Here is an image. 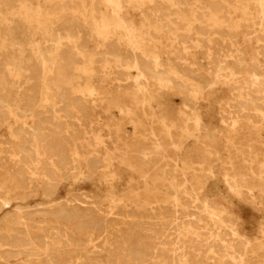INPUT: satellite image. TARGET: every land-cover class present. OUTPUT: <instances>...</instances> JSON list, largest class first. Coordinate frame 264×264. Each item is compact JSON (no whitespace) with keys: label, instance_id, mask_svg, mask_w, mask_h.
<instances>
[{"label":"rangeland","instance_id":"374dc122","mask_svg":"<svg viewBox=\"0 0 264 264\" xmlns=\"http://www.w3.org/2000/svg\"><path fill=\"white\" fill-rule=\"evenodd\" d=\"M57 1L0 0V264H264V0Z\"/></svg>","mask_w":264,"mask_h":264},{"label":"bare ground","instance_id":"6f19581e","mask_svg":"<svg viewBox=\"0 0 264 264\" xmlns=\"http://www.w3.org/2000/svg\"><path fill=\"white\" fill-rule=\"evenodd\" d=\"M100 1H101V0H100ZM178 1H179V0H178ZM234 1H235V0H234ZM12 2H13V1H12ZM57 2L59 3L60 1L58 0ZM107 2H109L111 5H113V8L119 6V5H118V4H119V0H107ZM107 2H106V3H107ZM128 2H129V1H128ZM135 2H136V1H135ZM167 2H168V1H167ZM253 2H254V1H253ZM123 3H124V2H123ZM126 3H127V2H126ZM183 3H184V2H183ZM263 3H264V2H263ZM59 4H60V3H59ZM63 4H64V3H63ZM90 4H92V3L90 2ZM90 4H89V5H90ZM136 4H137V3H136ZM176 4H177V2H176ZM56 5H57V4H56ZM81 5H82V2H81ZM89 5H88V6H89ZM107 5H108V3H107ZM172 5H173V3H172ZM177 5H178V4H177ZM181 5H182V4H181ZM78 6H79V5H78ZM136 6H137V5H136ZM163 6H165V5H163ZM53 7H54V6H53ZM60 7H61V6H60ZM89 7H90V6H89ZM103 7H104V6H103ZM126 7H127V5H126ZM130 7H131V6H130ZM168 7L170 8V6H168ZM173 7H175V6H173ZM182 7H183V6H182ZM259 7H260V6H259ZM79 8H81V7H79ZM87 8H88V7H87ZM110 8H111V7H110ZM117 8H118V7H117ZM120 8H121V7H120ZM120 8H119V9H120ZM179 8H180V7H179ZM103 9H104V8H103ZM166 9H167V8H166ZM188 9H189V8H188ZM51 10H52V9H51ZM80 10H82V8H81ZM123 10H124V9H123ZM167 10H169L170 12H173V11H171V9H167ZM176 10H177V9H176ZM261 10H262V8H261ZM83 11H84V9H83ZM89 11H90V10H89ZM110 11H111V10H110ZM174 11H175V10H174ZM182 11H183V10H182ZM262 11H263V10H262ZM64 12L66 13L65 10H64ZM64 12H63V13H64ZM90 12H91V11H90ZM260 12H261V11H260ZM60 13H62L61 10H60ZM79 13H80V12H79ZM91 13H92V12H91ZM110 13H112V12H110ZM114 13H115V11H114ZM141 13H142V12H141ZM164 13H165V12H164ZM183 13H184V12H183ZM56 14H57V13H56ZM80 14H81V13H80ZM87 14H88V13H87ZM101 14H102V13L100 12L99 15H101ZM175 14H176V13H175ZM259 14H260V13H259ZM261 14H262V13H261ZM82 15H83V14H82ZM89 15H90V14H89ZM110 15H111V14H110ZM112 15H113V14H112ZM112 15H111V16H112ZM115 15H116V14H115ZM117 15H118V14H117ZM169 15H170V13H169ZM169 15H168V16H169ZM187 15H189V14H187ZM78 16H81V15H78ZM83 16H84V15H83ZM92 16H93V15H92ZM172 16H173V14H172ZM175 16H176V15H175ZM61 17H62V16H61ZM81 17H82V16H81ZM87 17H88V16H87ZM141 17H142V16H141ZM169 17H170V16H169ZM187 17H188V16H187ZM48 18H50V17H48ZM52 18H53V17H51V18L48 19V20H50V22H51V21H52V20H51ZM83 18H84V17H83ZM101 18H102V17H101ZM113 18H116V17L113 16ZM259 18H260V17H259ZM261 18H262V17H261ZM33 19H34V18H33ZM35 19H36V17H35ZM35 19H34V20H35ZM37 19H38V18H37ZM40 19H41V18H40ZM61 19H62V18H61ZM75 19H76V18H75ZM91 19H92V21H93L94 17H92ZM116 19L118 20V18H116ZM116 19H115V20H116ZM44 20H45V19H44ZM48 20H47V21H48ZM62 20H63V19H62ZM89 20H90V19H89ZM95 20H96V19H95ZM166 20H167V19H166ZM85 21H86V20H85ZM85 21H84V25H86V27H87V24H85ZM122 21H123V20H121V22H122ZM42 22H43V21H42ZM52 22H54V21H52ZM63 22H64V21H63ZM89 22H90V21H89ZM89 22H88V23H89ZM94 22H95V21H94ZM115 22H116V21H115ZM121 22H120V23H121ZM65 23H66V22H65ZM69 23H70V22H69ZM82 23H83V22H82ZM112 23H113V22H112ZM116 23H117V22H116ZM120 23L118 22V24H120ZM122 23H123V22H122ZM47 24H48V22H47ZM55 24H56V23H55ZM55 24H54V25H55ZM59 24H60V23H59ZM63 24H64V23H63ZM70 24H71V23H70ZM89 24H90V23H89ZM91 24H92V23H91ZM93 24H94V23H93ZM114 24H115V23H114ZM186 24H187V23H186ZM52 25H53V23H52ZM66 25H67V24H66ZM84 25H83V26H84ZM110 25H111V24H110ZM115 25H116V24H115ZM179 25H180V24H179ZM50 26H51V25H50ZM68 26H69V25H68ZM99 26H101V25H99ZM112 26H113V25H112ZM172 26H173V25H172ZM46 27H47V25H46ZM91 27H94V26L91 25ZM91 27H89V29H90ZM118 27H120V26H118ZM121 27H122V26H121ZM124 27H125V26H124ZM179 27H180V26H179ZM47 28H49V27H47ZM47 28H46V29H47ZM55 28H57V27L55 26ZM151 28H152V27H151ZM46 29H45V30H46ZM69 29H70V28H69ZM144 29H145V28H144ZM90 30H91V29H90ZM90 30H89V31H90ZM94 30H95V29H94ZM94 30L92 29L91 31H94ZM96 30H97V29H96ZM121 30H122V29H121ZM152 30H153V28H152ZM46 31H47V30H46ZM51 31H52V30H51ZM51 31H50V32H51ZM36 32H37V31H36ZM60 32H61V31H60ZM97 32H98V31H97ZM47 33H48V32H47ZM90 35H91V34H90ZM129 35H130V34H129ZM143 35H144V34H143ZM145 35H146V34H145ZM145 35H144V37H145ZM51 36H52V35H51ZM95 36H96V35H95ZM125 36H127V35H125ZM170 36H171V35H170ZM208 36H209V35H208ZM49 37H50V35H49ZM52 37H53V36H52ZM96 37H97V36H96ZM96 37H95V38H96ZM127 37H128V36H127ZM55 38H56V37H55ZM58 38H60V37H58ZM134 38H135V37H134ZM174 38H176V37H174ZM199 38H200V37H199ZM69 39H70V38H69ZM206 39H207V38H206ZM71 40H72V39H70V43H69V44L67 43L68 46L71 47V48H69L70 50H71L72 48L75 47V46H74V47L70 46V45H71ZM56 41H57V40H56ZM73 41H74V39H73ZM108 41H109V40H108ZM125 42H126V41H125ZM116 43H117V41H116ZM122 43H123V42H122ZM201 43H202V42H201ZM180 44H182V43H180ZM180 44H179V45H180ZM72 45H75V44H72ZM118 45H119V44H118ZM171 45H172V44H171ZM182 45H183V44H182ZM184 45H185V44H184ZM186 45H187V44H186ZM188 45H189V44H188ZM207 45H208V44H207ZM207 45H206V46H207ZM56 46H57V44H56ZM60 46H61V45H60ZM60 46H59V47H60ZM62 46L64 47L65 45H62ZM62 46H61V47H62ZM68 46H67V47H68ZM126 46H127V45H126ZM190 46H191V45H190ZM61 47H60V49H61ZM195 47H196V46H195ZM64 48H66V47H64ZM129 48H131V47H129ZM129 48H128V49H129ZM177 48H178V46H177ZM180 48H182V46H181ZM57 49H58V48H57ZM60 49L58 50V52H60ZM74 49H75V48H74ZM101 49H102V48H101ZM125 49H126V48H125ZM133 49H134V48H133ZM178 49H179V48H178ZM178 49H177V50H178ZM67 50H68V49H67ZM76 51H77V50H76ZM130 51H131V50H130ZM134 51H135V50H134ZM173 51H174V50H173ZM175 51H176V50H175ZM50 52H51V51H50ZM64 52H65V51H64ZM67 52H68V51H66V53H67ZM80 52H81V51H80ZM124 52H125V51H124ZM126 52H127V51H126ZM39 53H40V52H39ZM82 53H83V52H82ZM129 53H130V52H129ZM180 53H181V52H180ZM182 53H183V52H182ZM206 53H207V52H206ZM206 53H204V54H206ZM36 54H37V53H36ZM47 54H48V53H47ZM62 54H63V53H62ZM76 54H77V53H76ZM79 54H80V53H79ZM131 54H132V53H131ZM133 54H134V53H133ZM177 54H178V53H177ZM55 55H56V54H55ZM109 55H110V54H109ZM179 55H180V54H179ZM179 55H178V57H179ZM213 55H214V54H213ZM62 56H63V55H62ZM62 56L59 55V58L62 57ZM64 56H65V55H64ZM79 56H80V55H79ZM90 56H91V55H90ZM97 56H98V55H97ZM97 56H96V58L98 59V57H100L101 54H100L98 57H97ZM111 56H112V55H111ZM113 56H115V55H113ZM126 56H127V55H126ZM139 56H140V55H139ZM144 56H145V55H144ZM209 56H210V55H209ZM66 57H68V56H66ZM66 57H63V58H66ZM106 57H107V56H106ZM117 57H118V55L116 56V58H117ZM153 57H154V56H153ZM153 57H152V58H153ZM182 57H183V56H182ZM206 57H207V56H206ZM74 58H75V57H74ZM100 58H101V57H100ZM100 58H99V59H100ZM111 58H112V57H111ZM113 58H115V57H113ZM116 58H115V59H116ZM118 58H119V57H118ZM134 58H135V56H134ZM144 58H145V57H144ZM147 58H148V57H147ZM223 58H224V57H223ZM225 58H226V57H225ZM227 58H228V57H227ZM61 59H62V58H61ZM61 59H60V60H61ZM68 59H69V58H68ZM77 59H80V57H78ZM77 59H76V60H77ZM81 59H82V58H81ZM135 59H136V58H135ZM149 59H151V58L149 57ZM149 59H147V60L149 61ZM183 59H184V58H183ZM183 59H181V60L184 61L183 63H185V60H183ZM48 60H49V59H48ZM53 60H54V59H53ZM57 60H58V59H57ZM76 60H75V62H76ZM93 60H94V59H93ZM101 60H102V59H101ZM103 60H104V59H103ZM103 60H102V61H103ZM116 60H117V59H116ZM122 60H123V58H122ZM147 60H146V61H147ZM179 60H180V59H179ZM212 60H213V59H212ZM50 61H51V60H50ZM54 61L56 62V60H54ZM62 61H63V59H62ZM77 61H78V60H77ZM104 61H106V60H104ZM108 61H109V60H108ZM118 61H119V60H118ZM148 61H147L146 63H148ZM150 61H151V60H150ZM150 61H149V63H150ZM157 61H158V59H157L155 62H157ZM182 61H180V62H182ZM55 62H54V63H55ZM59 62H61V61H59ZM79 62H80V61H79ZM93 62H94V61H93ZM100 62H101V61H100ZM113 62H114V61H113ZM129 62H130V61H129ZM129 62H127V63H129ZM137 62H138V61H137ZM153 62H154V61H153ZM153 62H152V63H153ZM226 62H227V60H226ZM235 62H236V61H235ZM238 62H239V61H238ZM238 62H236V63H238ZM50 63H51V62H50ZM52 63H53V61H52ZM52 63H51V65H52ZM64 63H65V60H64ZM80 63H81V62H80ZM94 63H95V62H94ZM109 63H110V62H109ZM119 63H120V62H119ZM125 63H126V62H124V64H125ZM157 63H158V62H157ZM72 64H73V63H72ZM104 64H105V62H104ZM111 64H112V63H111ZM113 64H115V63H113ZM113 64H112V65H113ZM124 64H123V65H124ZM129 64H130V63H129ZM134 64H135V63H134ZM150 64H151V63H150ZM158 64H159V63H158ZM180 64H181V63H180ZM212 64H213V63H212ZM223 64H225V63H223ZM97 65H98V62H97ZM151 65L153 66V64H151ZM181 65L183 66V64H181ZM68 66H69V65H68ZM68 66H67V67H68ZM73 66H74V64H73ZM75 66H76V65H75ZM99 66H100V65H99ZM120 66H121V65H120ZM120 66H119V67H120ZM134 66H135V65H134ZM139 66H140V65H139ZM152 66H151V67H152ZM156 66H157V65H156ZM159 66H160V65H159ZM166 66L168 67V65H166ZM188 66H189V65H188ZM41 67H42V66H41ZM56 67H57V66H56ZM64 67H65V66H64ZM67 67H66V68H67ZM107 67H109V66H107ZM113 67H114V66H113ZM123 67H124V66H123ZM135 67H136V66H135ZM153 67H154V66H153ZM173 67H174V66H173ZM68 68H70V66H69ZM68 68H67V70H68ZM94 68H96V67L94 66ZM131 68H132V67H131ZM136 68H137V67H136ZM138 68H139V67H138ZM158 68H159V67H158ZM189 68H190V67H189ZM220 68H221V67H220ZM257 68H258V66H257ZM47 69H48V68H47ZM54 69H55V68H54ZM98 69H99V68H98ZM100 69H101V67H100ZM100 69H99V70H100ZM106 69H107V68H106ZM111 69H112V67H111ZM115 69H116V68H115ZM115 69H113V70H115ZM121 69H122V68H121ZM121 69H120V70H121ZM128 69H129V68H128ZM128 69H127V71H128ZM149 69H150V68H149ZM160 69H161V68H160ZM160 69H159V70H160ZM172 69H173V68H172ZM42 70H43V68H42ZM57 71H58V70H57ZM105 71H106V70H105ZM141 71H142V70H141ZM148 71H149V70H148ZM150 71H151V70H150ZM192 71H193V70H192ZM48 72H50V70H49ZM94 72H95V71H94ZM114 72H115V74H116V71H114ZM139 72H140V71H139ZM107 73H109L108 70H107ZM141 73H142V72H141ZM144 73H145V72H144ZM148 73H150V72H148ZM167 73H168V72H167ZM56 74H57V73H56ZM56 74H55V75H56ZM67 74H68V73H67ZM111 74H112V73H111ZM113 74H114V73H113ZM118 74H119V73H118ZM123 74L125 75V73H123ZM151 74H152V72H151ZM154 74L156 75V73H154ZM180 74H181V73H180ZM121 75H122V74H121ZM149 75H150V74H149ZM109 76H110V74H109ZM171 76H172V74H171ZM173 76H174V75H173ZM220 76H221V75H220ZM56 77H57V75H56ZM82 77H83V76H82ZM119 77H120V76H119ZM124 77H127V76H124ZM144 77H145V76H144ZM148 77H149V76H148ZM148 77H147V78H148ZM176 77H177V76H175V78H176ZM185 77H186V76H185ZM221 77H222V76H221ZM49 78H50V77H49ZM58 78H59V76H58ZM97 78H98V77H96L95 79L97 80ZM113 78H114V77H112V79H113ZM115 78H116V77H115ZM140 78H141V77H140ZM151 78H152V77H151ZM154 78H155V77H154ZM156 78L158 79V77H156ZM133 79H134V78H133ZM148 79H149V81H153V80H150V77H149ZM224 79H225V78H224ZM50 80H51V79H50ZM78 80H79V79H78ZM99 80H100V79H99ZM99 80H98V81H99ZM124 80H125V79H124ZM137 80H138V79H137ZM146 80H147V79H146ZM154 80H156V79H154ZM159 80H160V79H159ZM164 80H165V79H164ZM174 80H176V79H174ZM53 81H54V80H53ZM60 81H61V80H60ZM130 81H131V80H130ZM132 81H133V80H132ZM162 81H163V80H160V82H162ZM190 81H192V80H190ZM58 82H59V81H58ZM61 82H62V81H61ZM77 82H78V81H77ZM79 82H80V81H79ZM79 82H78V83H79ZM115 82H117V81L114 80V83H115ZM120 82H121V81H120ZM145 82H146V81H145ZM175 82H176V81H175ZM99 83H100V81H99ZM127 83L131 84V82H129V81H128ZM142 83H143V82H142ZM146 83H147V82H146ZM156 83H158L157 80H156ZM178 83H179V82H178ZM180 83H181V82H180ZM197 83H198V82H197ZM63 84H64V83H63ZM69 84H70V83H69ZM100 84H101V83H100ZM103 84H104V83H103ZM105 84H106V83H105ZM57 85H58V84H57ZM57 85H56V86H57ZM64 85H65V84H64ZM111 85H112V84H111ZM143 85H144V84H143ZM143 85H141V86H143ZM152 85H154V84H152ZM37 86H38V85H37ZM41 86H42V85H41ZM50 86H52V84H51ZM58 86H59V85H58ZM105 86H106V85H105ZM115 86H116V85H115ZM141 86H140V87H141ZM156 86H157V85H156ZM140 87H139V88H140ZM159 87H160V85H159ZM35 88H37V87H35ZM53 88H54V87H53ZM59 88H60V87H59ZM65 88H66V87H65ZM71 88H72V87H71ZM148 88H149V87H148ZM55 89H56V88H55ZM57 89H58V88H57ZM66 89H67V88H66ZM123 89H124V88H123ZM161 89H162V88H161ZM163 89H164V88H163ZM183 89H184V88H183ZM58 90H59V89H58ZM61 90H63V89H60V91H61ZM64 90H65V89H64ZM64 90H63V92H64ZM55 91H56V90H55ZM184 91H185V90H184ZM57 92H59V91H57ZM61 92H62V91H61ZM63 92H62V93H63ZM65 92H66V91H65ZM185 92H186V91H185ZM145 93H146V92H145ZM187 93H188V92H187ZM58 94H59V93H58ZM58 94H56V95L58 96ZM65 94H66V93H65ZM149 95H150V94H149ZM88 96H89V95H88ZM186 96H188V94H187ZM259 96H260V95H259ZM60 97H61V95H60ZM63 97H64V95H63ZM75 97H76V96H75ZM149 97H150V96H149ZM58 98H59V97H58ZM68 98H69V97H68ZM189 98H192V97H189ZM78 99H79V98H78ZM78 99L76 98V100H78ZM142 99H143V98H142ZM230 99H231V98H230ZM253 99H254V98H253ZM64 100H65V99H64ZM73 100H74V98H73ZM76 100H74V102H75ZM146 100H147V98H146ZM242 100H243V98H242ZM65 101H66V100H65ZM71 101H72V100H71ZM71 101H67V102L71 103ZM147 101H148V100H147ZM149 101H150V100H149ZM63 102H64V101H63ZM74 102H73V103H74ZM141 102H142V101H141ZM37 103H39V102H37ZM73 103H72V104H73ZM147 103H148V102H147ZM52 104H53V103H52ZM61 104H62V103H61ZM60 106H61V105H60ZM67 106H68V105H67ZM191 106H192V103H191ZM191 106H190V107H191ZM26 107H27V105H26ZM28 107H29V106H28ZM28 107H27V108H28ZM57 107H59V106H57ZM71 107H72V106H71ZM188 107H189V106H188ZM190 107H189V108H190ZM229 107H230V106H229ZM64 108H65V107H64ZM69 108H70V107H69ZM148 108H149V107H148ZM3 109H4V107H3ZM33 109H34V107H33ZM33 109H32V110H33ZM60 109H62V108H60ZM60 109H59V111H60ZM234 109H235V108H234ZM49 110H51V109H49ZM70 110H72V109H70ZM65 111L67 112L68 110L66 109V110H64V112H65ZM233 111H234V110H233ZM19 112H20V111H19ZM42 112H43V111H42ZM61 112H63V111H61ZM118 112H119V111H118ZM234 112H235V111H234ZM48 113H49V112H48ZM55 113H56V112H55ZM49 114H50V113H49ZM60 114H61V113H60ZM72 114H73V113H72ZM75 114H76V113H75ZM61 115H62V114H61ZM61 115H60V116H61ZM43 116H44V115H43ZM47 116H48V115H47ZM62 116L65 117V114L62 115ZM71 116H72V115H71ZM44 117L46 118V116H44ZM53 117H54V116H53ZM55 117H56V116H55ZM48 118H49V120L51 119L49 116H48ZM61 118H63V117H61ZM231 118H232V117H231ZM235 118H236V117H235ZM54 119H55V118H54ZM54 119H53V122H52L53 125L58 124V123H57L58 121H57V122L55 121L56 123L54 124ZM65 119H66V117H65ZM38 120H39V119H38ZM56 120H57V119H56ZM58 120H59V119H58ZM60 120L62 121V119H60ZM40 121L42 122V120H40ZM223 121H224V120H223ZM48 122H49V121H48ZM50 122H51V121H50ZM79 122H80V121H79ZM88 122H89V121H88ZM46 123H47V122H46ZM46 123H45V121H44V124H46ZM52 123H51V124H52ZM41 124H42V123H41ZM47 124H48V123H47ZM49 124H50V123H49ZM51 124H50V125H51ZM68 124H69V123H68ZM253 124H254V123H253ZM50 125H49V126H50ZM62 125H63V124H62ZM65 126H67V125L65 124ZM78 126H79V125H78ZM63 127H64V126H63ZM200 127H201V126H200ZM66 128H67V127H66ZM75 128H76V127H75ZM47 129H48V128H47ZM49 129H51V128H49ZM72 129H73V126H72ZM55 130H56V129H55ZM58 130H59V129H58ZM61 130H62V129H61ZM50 131H51V130H50ZM52 131H53V130H52ZM59 131H60V130H59ZM62 131H63V130H62ZM68 131H70V130H68ZM77 132H78V131H77ZM50 133H53V132H50ZM59 133H60V132H59ZM62 133L65 134V131H63ZM66 133H67V131H66ZM153 133H154V132H153ZM53 134H54V133H53ZM71 134H72V133H71ZM66 135H67V134H66ZM66 135H65V137H66ZM69 135H70V134H69ZM78 136H79V134H78ZM10 139H11V138H10ZM69 139H70V138H69ZM8 141H9V139H8ZM8 141H7V142H8ZM10 141H11V140H10ZM10 141H9V142H10ZM5 142H6V140H5ZM13 142H14V141H13ZM13 142H12V143H13ZM15 142H16V141H15ZM12 143H11V144H12ZM21 143H22V141H21ZM8 144H9V143H8ZM18 144H19V143H18ZM51 144H53V143H51ZM76 144H79V143H76ZM8 146H9V145H8ZM11 146H12V145H11ZM13 146H15V145L13 144ZM16 146H17V145H16ZM52 146H53V145H52ZM35 147H36V145H35ZM72 147H73V146H72ZM77 147H78V146H77ZM80 147H81V146H80ZM84 147H85V146H84ZM7 148H8V147H7ZM15 149H16V148H15ZM69 149H70V148H69ZM82 149H83V148H82ZM86 149H87V148H86ZM8 150H9V149H8ZM32 150H33V149H32ZM76 150H77V149H76ZM9 151H10V150H9ZM16 151H17V150H16ZM59 151H60V150H59ZM67 151H68V150H67ZM70 151H71V150H70ZM77 151H78V150H77ZM79 151H80V150H79ZM82 151H83V150H82ZM90 151H91V150H90ZM4 152L7 153L6 150H5ZM33 152H34V151H33ZM42 152H43V151H42ZM50 152H51V150H49V151L46 152V153H50ZM52 152H53V151H52ZM83 152H85V151H83ZM83 152H82V153H83ZM11 153H12V152H11ZM18 153H20V152H18ZM18 153H17V154H18ZM69 153H70V152H69ZM20 154H21V153H20ZM51 154H52V153H51ZM77 154H78V153H77ZM87 154H88V153H87ZM22 155H23V152H22ZM31 155H32V154H31ZM47 155H48V154H47ZM56 155H57V154H56ZM70 155H71V154H70ZM78 155H79V154H78ZM4 156H5V155H4ZM20 156H21V155H20ZM12 157H14V156H12ZM15 157H16V156H15ZM25 157H28V156L25 155ZM32 157H33V156H32ZM45 157H46V156H44V158H45ZM49 157H50V156H49ZM52 157H53V156H52ZM52 157H51V158H52ZM46 158H47V157H46ZM10 159H11V158H10ZM19 159H20V158H19ZM23 159H24V158H23ZM23 159H21V160H23ZM27 159H28V158H27ZM41 159H42V158H41ZM47 159H48V158H47ZM61 159H62V158H61ZM50 160H51V159H50ZM55 160H56V159H55ZM62 160H63V159H62ZM67 160H68V159H67ZM86 160H87V159H86ZM170 160H171V159H170ZM11 161H12V160H11ZM34 161H35V160H34ZM88 161H89V160H88ZM17 162H18V161H17ZM26 162H28V161L26 160ZM26 162H25V163H26ZM29 162H30V161H29ZM29 162H28V163H29ZM90 162H91V161H89V163H90ZM93 162H94V161H93ZM19 163H20V161H19ZM21 163H22V162H21ZM52 163H53V162H52ZM87 163H88V162H87ZM89 163H88V164H89ZM91 163H92V162H91ZM91 163H90V164H91ZM16 164H17V163L14 162V165H16ZM20 165H21V164H20ZM91 165H92V164H91ZM91 165H90V166H91ZM16 166H17V165H16ZM30 166H31V165H30ZM84 166H85V165H84ZM92 166H93V165H92ZM20 167H21V166H20ZM20 167H18V169H19ZM169 167H170V166H169ZM171 167H172V166H171ZM177 167H178V166H177ZM23 168H24V167H23ZM85 168H86V167H85ZM91 168H92V167H91ZM21 169H22V168H21ZM168 169H169V168H168ZM170 169H171V168H170ZM170 169H169V170H170ZM19 170H20V169H19ZM29 170H30V169H29ZM170 171H171V170H170ZM181 171H182V170H181ZM46 172H47V171H46ZM208 172H209V171H208ZM10 173H11V172H10ZM164 173H165V172H164ZM209 173H210V172H209ZM20 175H21V174H20ZM30 175H31V174H30ZM14 177H15V176H14ZM44 178H45V177H44ZM24 179H25V178H24ZM26 180H27V178H26ZM41 182H42V181H41ZM183 183H184V182H183ZM20 187H21V186H20ZM184 195H185V194H184ZM184 195H183V196H184ZM251 197H253V196H251ZM254 199H255V198H254ZM196 200H197V199H196ZM181 201H182V200H181ZM195 204H198V203H195ZM207 205H208V204H207ZM186 207H187V205H186ZM186 207H185V208H186ZM161 208H162V207H161ZM192 208H193V207H192ZM189 209H190V207H189ZM211 209H212V208H211ZM208 210H209V209H208ZM62 211H63V210H62ZM64 211H65V210H64ZM190 211H191V210H190ZM65 213H66V215H67V211H66ZM69 213H70V212H69ZM51 214H52V213H51ZM61 214H62V213H61ZM63 214H64V213H63ZM73 214H74V212L72 213V215H73ZM198 214H199V213H198ZM58 215H59V214H58ZM69 215H70V214H69ZM209 215H210V214H209ZM59 216H60V215H59ZM64 216H65V215H64ZM60 217H61V216H60ZM62 217H63V216H62ZM173 217H174V216H173ZM64 218H65V217H64ZM65 219H66V218H65ZM194 220H195V219H194ZM198 222H199V221H198ZM208 222H209V221H208ZM94 223L96 224L97 222H94ZM98 223H99V222H98ZM119 223H120V222H119ZM148 223H149V222H148ZM182 223H183V222H182ZM114 224H115V223H114ZM100 225H101V224H100ZM117 225H118V224H117ZM216 225H217V224H216ZM62 226H63V225H62ZM263 226H264V225H263ZM117 227H118V226H117ZM126 227H127V225H126ZM184 227H185V226H184ZM90 228H91V227H90ZM152 228H153V227H152ZM210 228H211V227H210ZM65 229H66V228H65ZM143 229H144V228H143ZM154 229H155V228H154ZM159 230H160V229H159ZM49 231H50V230H49ZM56 231H57V230H56ZM58 231H59V230H58ZM93 231H94V230H93ZM197 231H198V230H197ZM218 231H219V230H218ZM132 232H133V231H132ZM150 232H151V231H150ZM156 232H158V231H156ZM56 233H57V232H56ZM57 234H58V233H57ZM157 235H158V234H157ZM106 236H107V235H106ZM131 236H132V235H131ZM171 236H172V235H171ZM263 236H264V235H263ZM141 237H142V236H141ZM106 238H107V237H106ZM131 238H132V237H131ZM139 238H140V237H139ZM157 238H158V237H157ZM169 238H171V237H169ZM63 239H64V238H63ZM166 239H167V238H166ZM191 239H192V238H191ZM215 239H216V238H215ZM120 240H121V239H120ZM138 240H139V239H138ZM105 241H106V240H105ZM140 242H141V241H140ZM196 242H197V241H196ZM196 242H195V243H196ZM224 242H225V241H224ZM263 242H264V241H263ZM60 243H61V242H60ZM133 243H134V242H133ZM136 243H137V242H136ZM142 244H143V243H142ZM15 245H16V244H15ZM65 245H66V244H65ZM106 246H107V245H106ZM147 246H148V244H147ZM177 246H178V244H177ZM183 246H184V245H183ZM87 247H88V246H87ZM125 247H126V245H125ZM129 247H130V246H129ZM135 247H136V246H135ZM148 247H149V246H148ZM174 247H175V246H174ZM211 247H212V246H211ZM93 248H94V247H93ZM132 248H133V247H132ZM150 248H151V247H150ZM212 248H213V247H212ZM99 249H100V248H99ZM123 249H124V248H123ZM135 249H136V248H135ZM139 249H140V248H139ZM145 249H146V248H145ZM222 249H223V248H222ZM45 250H46V249H45ZM132 250H133V249H132ZM136 250H137V249H136ZM151 250H152V249H150V251H151ZM157 250H158V249H157ZM171 250H172V249H171ZM104 251H105V250H104ZM124 251H125V250H124ZM183 251H184V250H183ZM133 252H134V251H133ZM137 252H138V251H137ZM137 252H136V253H137ZM151 252H152V251H151ZM147 253H148V252H147ZM177 253H178V252H177ZM188 253H189V252H188ZM188 253H187V254H188ZM139 254H140V253H139ZM219 254H220V253H219ZM117 255H118V254H117ZM130 255H131V254H130ZM134 255L136 256L137 254H134ZM132 256H133V255H132ZM132 256H131V257H132ZM135 256H133V258H134ZM138 256H139V255H137V258H138ZM140 256H141V255H140ZM154 256H155V255H154ZM166 256H167V254H166ZM184 256H185V255H184ZM207 256H208V255H207ZM119 257H120V256H119ZM169 257H170V255H169ZM185 257H186V256H185ZM202 257H203V256H202ZM137 258H134V259L137 260ZM145 258H146V257H145ZM165 258H166V257H165ZM180 258H181V257H180ZM180 258H179V259H180ZM191 258H192V257H191ZM215 258H217V257H215ZM224 258H226V257H224ZM234 258H235V257H234ZM129 259H131V258H129ZM156 259H157V258H156ZM48 260H49V259H48ZM131 260H132V259H131ZM139 260H140V259H138V261H139ZM144 260H145V259H144ZM149 260H150V258H149ZM187 260H188V259H187ZM84 261H85V260H84ZM96 261H97V260H96ZM132 261H133V260H132ZM185 261H186V260H185ZM213 261H214V260H213ZM141 262H143V261L141 260ZM145 262H146V261H145ZM192 262H193V261H192ZM30 263H31V262H30ZM131 263H132V262H131ZM143 263H144V262H143ZM202 263H203V262H202ZM204 263H205V262H204ZM200 264H201V262H200Z\"/></svg>","mask_w":264,"mask_h":264}]
</instances>
